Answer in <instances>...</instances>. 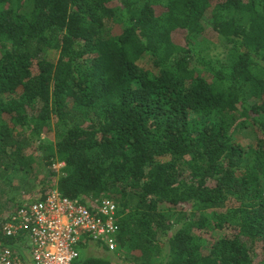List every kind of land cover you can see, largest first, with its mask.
I'll use <instances>...</instances> for the list:
<instances>
[{"label": "trees", "instance_id": "obj_1", "mask_svg": "<svg viewBox=\"0 0 264 264\" xmlns=\"http://www.w3.org/2000/svg\"><path fill=\"white\" fill-rule=\"evenodd\" d=\"M31 166L35 201L114 200L129 264H264V0H0V245Z\"/></svg>", "mask_w": 264, "mask_h": 264}, {"label": "built area", "instance_id": "obj_2", "mask_svg": "<svg viewBox=\"0 0 264 264\" xmlns=\"http://www.w3.org/2000/svg\"><path fill=\"white\" fill-rule=\"evenodd\" d=\"M119 207L109 198L87 202L50 191L43 200L8 213L0 264H75L87 245L118 251Z\"/></svg>", "mask_w": 264, "mask_h": 264}, {"label": "rangeland", "instance_id": "obj_3", "mask_svg": "<svg viewBox=\"0 0 264 264\" xmlns=\"http://www.w3.org/2000/svg\"><path fill=\"white\" fill-rule=\"evenodd\" d=\"M218 0H213V2H217ZM208 20L205 19V32L203 35L197 37L194 42L195 46L203 50L204 52L209 53L212 57H217L219 59H223L227 54V46L224 44V42L215 34V32L212 30V26L210 25ZM174 40L177 43H183L184 41V34L182 32H177L174 35ZM46 57L51 62L55 63L58 59V53L55 51H50L46 54ZM254 135L255 131L252 127L247 125L246 128L239 127L233 129V140L240 143L243 146L251 145L254 142ZM42 140L46 143L54 144L56 141V137L53 133H50L42 138ZM37 155H42L40 151H38ZM62 165L59 163H55L52 166V170L55 171L57 174L59 173ZM37 168L35 166H31V170L28 173L18 174L13 181V184L15 186L19 187V190L15 191L17 197L20 201H22V205L29 204L31 202H34L36 199L40 197V184L39 175L37 174ZM33 178V179H32ZM32 179V180H31ZM36 179V180H35ZM28 181L31 185L35 186V194H30L29 192L30 188L29 184H24L23 182ZM48 193V192H47ZM224 231L222 230H215L210 229L209 234L206 236L208 244L210 242L220 238L223 235ZM208 246V245H207ZM86 251V250H85ZM84 254V253H83ZM93 256V257H104L105 255L109 256L111 264H129L127 260L124 259V256L122 254H111L103 251L102 249H96V246L94 248V245L91 246V248L87 249V252H85V255Z\"/></svg>", "mask_w": 264, "mask_h": 264}, {"label": "clouds", "instance_id": "obj_4", "mask_svg": "<svg viewBox=\"0 0 264 264\" xmlns=\"http://www.w3.org/2000/svg\"><path fill=\"white\" fill-rule=\"evenodd\" d=\"M48 193H49V192H48ZM48 193H47V194H48ZM0 246H2V245H0ZM107 253H108V252H107Z\"/></svg>", "mask_w": 264, "mask_h": 264}]
</instances>
